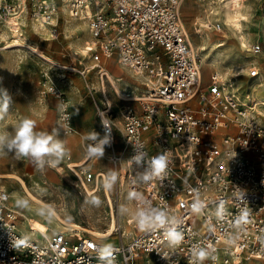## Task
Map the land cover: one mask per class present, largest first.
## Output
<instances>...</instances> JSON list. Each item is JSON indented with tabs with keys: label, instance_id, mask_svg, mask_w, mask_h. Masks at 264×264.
<instances>
[{
	"label": "built area",
	"instance_id": "1",
	"mask_svg": "<svg viewBox=\"0 0 264 264\" xmlns=\"http://www.w3.org/2000/svg\"><path fill=\"white\" fill-rule=\"evenodd\" d=\"M63 1L70 17L87 22L89 39L81 52L69 53L70 62L61 69L85 81L97 76L109 87V62L134 74L136 84L129 87L121 86L123 77L113 76L123 94L114 104L105 91L97 99V90L90 83L86 87L101 138V119L111 131L107 160L125 180L136 213L160 209L168 215L165 226L141 231L135 225V234L112 244L111 264H197L194 250L200 247L211 253L202 264L264 259V117L257 105L243 102L238 87L243 77L256 78L260 71H213L205 84L201 57L182 24V0ZM58 10L56 0H0V35L21 37L23 21H30L56 39ZM247 51L256 56L263 49L254 44ZM44 77V94L58 101L64 134H74L82 107L70 102L49 73ZM165 151L170 155L163 176L145 180L150 158ZM138 154H146L140 164L133 160ZM75 169L80 191V184L97 181L90 168ZM9 200L0 189V264H107L99 249L110 243L83 231H34ZM197 200L204 207L194 212ZM241 211L249 212L248 222L238 225ZM172 228L183 236L178 244L167 236ZM24 237L27 243H18Z\"/></svg>",
	"mask_w": 264,
	"mask_h": 264
},
{
	"label": "rangeland",
	"instance_id": "2",
	"mask_svg": "<svg viewBox=\"0 0 264 264\" xmlns=\"http://www.w3.org/2000/svg\"><path fill=\"white\" fill-rule=\"evenodd\" d=\"M56 1L59 8L56 28L58 33L57 38L54 39L51 35L49 41H42L40 35L36 32L30 36V41L34 42L41 51L45 52L46 55L51 58L52 62L40 60L34 56L33 59L26 58L25 48L20 49L21 54H18L15 51L17 50L15 48L4 49L7 44L5 43V45L4 42H2V35L6 31L0 35V89H6L8 95L11 97V102L7 112L0 114V133H13L15 126L22 119L29 118L36 122L37 131H47L49 134H51L54 128L58 129L59 135L57 138L63 139L70 146L71 144H77L78 138L75 136V133L73 136L69 137L64 134L62 125L59 121V103L53 96L44 94L43 86L46 82L44 74H50L52 80L65 92L72 104L77 103L80 106V103H89L94 111V121L96 120V107L94 100L89 95L85 80L78 75H71L63 71L60 67L62 65H67L70 62L69 53H71V49L74 52H79L82 50L83 46L78 50L69 46L70 38L66 37L65 35L66 14L63 11L65 4L63 0ZM191 3L192 0H182L180 15L181 20L185 22L187 28L193 32L192 34L194 38L198 40L199 35L194 32L195 28L199 27V24H195L197 23L198 18L201 16V11L192 9L190 6ZM246 3L249 10V20L245 22L244 29L248 38V47L244 48V50L241 52V56L246 57L251 55L254 57L259 68L258 70L260 71V76L264 77V0H247ZM27 29L28 26H24V30L26 31ZM76 32L77 33L75 36H82V32L80 30ZM210 34V44L221 40L222 36L225 35L223 31H214ZM78 42L83 45L84 41L80 40ZM227 44L232 55L236 50L238 41L235 37L229 36ZM254 44H259L262 47L263 51L261 54L254 56L252 53L247 51V49H249ZM230 62H234V59L232 58L229 63ZM229 63L226 65L228 66ZM112 68L113 67H111V69ZM120 69L121 68L114 66L112 73L117 75H123L126 73L123 69ZM231 69L234 68L232 67ZM219 70L221 73L227 74V69L222 68ZM201 71H203L205 76L203 81L206 84L209 82V76L215 70H213L211 67H208L207 64H203L201 60ZM249 72L250 71L247 70L245 75ZM128 73V75L131 76L130 72ZM244 79L252 78H247V76L243 77L241 82H243ZM88 81L90 84H92V79H88ZM261 89H264V86ZM96 90V98H101L102 95L100 90L98 88H96ZM109 93L114 100L113 102L117 103L118 100L114 99L111 89H109ZM74 99L78 100L74 101ZM2 103L3 98L0 97V105H2ZM86 123L91 124L92 121L87 118ZM91 130L97 132L96 128ZM89 143H91V141H88L82 146L83 155L86 154L87 144ZM107 152L108 151H105L104 156L99 158V164L94 166L93 170H103L108 177L115 174L116 180L112 184L111 188L114 193L113 196L115 200H117L115 204L118 208V177L115 173L116 171L112 168V166H109L105 160V157L108 155ZM66 155H70L68 149ZM16 157L17 156H15L14 153L8 152L6 148L3 151H0V158H6L9 161V165H1L0 171L12 172L14 167H16L15 170H17V172L22 175L33 194L46 204L56 208V210L61 213V216L65 221L75 223L89 229L98 228L100 230H105L108 228L109 222L108 217L105 215V205L102 203V193L90 198L80 195V189L73 187L67 178H63L58 173L56 168L50 167L47 165V163H45L44 167L41 169L31 158L23 156ZM64 161L65 157L57 166L63 167L65 165ZM68 175V178H71L77 182L75 175ZM93 185L94 184H91L90 186ZM8 186L10 190L12 184L10 183ZM97 198L100 201L99 204L95 203ZM17 209L21 211V209ZM133 213L134 211L130 215ZM126 217L127 215L123 213L122 217L120 216L119 219L122 220V218ZM118 225L119 222L117 224V228ZM122 225L124 228V223ZM49 226L62 231V229L57 228L53 222L49 223ZM135 232H137V230L123 234L122 229L118 230L117 233L119 234L118 236L120 239L121 237L127 236L129 233L135 234ZM119 239H117L115 242H111L110 244L116 243ZM256 260L257 259H252L250 261L243 262L242 264H252V262ZM260 260L262 262L260 264H264V259Z\"/></svg>",
	"mask_w": 264,
	"mask_h": 264
},
{
	"label": "bare ground",
	"instance_id": "3",
	"mask_svg": "<svg viewBox=\"0 0 264 264\" xmlns=\"http://www.w3.org/2000/svg\"><path fill=\"white\" fill-rule=\"evenodd\" d=\"M246 1L247 0H192V3L190 4L191 8L201 11V16L198 18L197 23L195 24H199V27H196L194 32L199 35L198 40L194 38L192 34L193 32L187 28L185 22L182 20L184 31L192 50L199 53L203 64H207L208 67L213 68L215 71L220 72L219 69L225 68L227 69V74L229 75H233L235 73H243L245 75L247 70L250 71L254 68L259 69L254 57L251 55L246 57L241 56V52L244 50V48L248 47V38L244 29L245 22L249 20V10ZM63 9L66 14L65 35L66 37L70 38L69 46L78 50L82 47V44L78 41H84L88 36L87 22L79 21L70 17L66 5H64ZM23 24L24 26H28V29L26 31L23 29L21 37L17 36L19 33L13 32V34H11L7 31L2 35V40L6 41L7 44L4 49L15 48L17 49L15 51L18 54H21L20 49L25 48L26 58L33 59L36 57L40 60L52 62L51 58H49L45 52L41 51L34 42L30 41V36L34 32L40 35L42 41H49L51 32L48 29L38 26L34 22L23 21ZM78 30L82 32V36H75L77 33L76 31ZM214 31H223L225 35L222 36L221 40L210 44V33ZM229 36L235 37L238 41L236 50L232 55L227 46V40ZM232 58L234 59V62L229 63ZM227 63H229L228 66L226 65ZM232 67L234 69H231ZM130 74L131 77H134L133 73L130 72ZM222 74L227 75L226 73ZM109 78L112 82V87H108L107 85L103 86L97 76H93L91 78L92 84L90 85L95 89L98 88L100 91H105V97L109 100L110 104H114V100L110 96L109 89H111V93L114 95V99L116 100L118 99L117 94L122 96L123 94L118 84L115 82L112 73H109ZM204 78L205 76L202 71V79ZM85 82L86 85L90 83L88 80ZM240 86L243 87V102H252L254 105H257L258 111L264 117V89H261L264 86V77L260 76L259 73V76L256 78L244 79L243 82L240 80L238 82V87ZM69 136H73V134ZM58 139L64 141L61 138ZM64 142L66 148L70 152V155H65V165L63 167L56 166L55 168L63 178H67L69 183L75 187L77 182L71 178H68V174L74 176L75 173L73 171L76 172L75 168L86 166L89 164V161L86 159L87 154L83 155L82 149L77 144H71L69 146L66 141ZM1 165H9L8 159L0 158V168ZM15 169L16 167H14L12 172L0 171V189H3L9 193V204L12 207L21 209L20 212L23 214L25 219L24 225L26 223L30 229H34V231L49 235L51 230H56L54 227L49 226V223L53 222L57 228H61L62 231L64 230L71 234H79L80 231H83L100 238L105 243H111L119 239V234L117 233V224L118 219L120 216L122 217V214L124 213L127 215V217L122 218L124 223L123 234L134 232V226L137 225V213L128 193L125 180L123 177H121V175H117V187L119 189L118 208L115 204L117 200H115L113 196L114 193L112 188L105 187L109 177L104 171H101L98 174L97 181L93 186L85 183L80 184V195L83 193V195L88 198L99 193H102L103 195L102 203L105 205V215L108 217L109 224L107 229L100 230L98 228H85L78 224L65 221L62 218L61 213L58 212L56 208L46 204L33 194L25 179ZM122 171L125 172V166L122 167ZM10 183L12 186L9 190L8 185ZM21 197L28 200V207H18L16 205V199ZM133 211L134 213L130 215ZM130 234L131 233L128 235ZM254 263L260 264L262 262L260 259H257L256 261L252 262V264Z\"/></svg>",
	"mask_w": 264,
	"mask_h": 264
},
{
	"label": "clouds",
	"instance_id": "4",
	"mask_svg": "<svg viewBox=\"0 0 264 264\" xmlns=\"http://www.w3.org/2000/svg\"><path fill=\"white\" fill-rule=\"evenodd\" d=\"M0 97L3 98V103L0 105V114L6 113L11 102V97L8 95L6 89H0ZM102 125L105 129V134L103 138L100 134L91 131L84 136L86 141H91L92 143L87 144V156L89 158L96 157L101 158L105 154V145H111V131L108 128L105 119H101ZM59 131L54 128L49 134L47 131H37L36 122L29 118L22 119L14 128L13 133L9 134L7 132L0 133V151L5 148L8 152H12L17 157H28L31 158L39 168H43L45 163L48 166L55 168L61 160L67 154V149L65 142L58 139ZM146 154H138L133 157V160L140 164L143 156ZM169 155L167 151L163 154L151 157L148 161V172L144 174V179L149 180L152 178H160L165 173L168 166ZM115 174L108 178L105 184L106 188H110L115 182ZM28 200L25 198L16 199V205L18 207H28ZM95 203L99 204L100 201L97 198ZM204 207L203 202L197 200L192 205V210L194 212H199ZM42 214V213H41ZM248 211H241L240 215L237 217L236 223L245 224L248 222ZM168 215L165 211L160 209H151L148 211H140L137 214L136 223L138 228L142 231L145 227L150 226H165L168 223ZM167 236L170 240L180 243L183 239L181 233L175 231L174 228L167 231ZM18 243H27V237L23 240H18ZM113 245L105 244L99 249V258L101 261H107V264H111V260L108 258L112 255ZM194 256L197 264H202L205 259L211 256L208 249L200 247L194 250ZM191 264L193 262L191 261Z\"/></svg>",
	"mask_w": 264,
	"mask_h": 264
},
{
	"label": "crops",
	"instance_id": "5",
	"mask_svg": "<svg viewBox=\"0 0 264 264\" xmlns=\"http://www.w3.org/2000/svg\"><path fill=\"white\" fill-rule=\"evenodd\" d=\"M88 39H89V33H88V36L86 37V39L84 40L82 46H84L85 41L88 40ZM68 51H69V50H68ZM71 52L73 53L72 49H71ZM66 53H67V52H66ZM68 62H69V61H68ZM62 66H63V65H62ZM62 66H60V67H62ZM114 66L119 67L115 62H109V63L107 64V68H108V70L110 71V73H112V69L114 68ZM111 67H113V68L111 69ZM119 68H121V67H119ZM121 69H122V68H121ZM124 71H125V70H124ZM125 72H126V73L123 74V75H117V74H113V73H112V75L114 76V78H118V77H123V78H124L125 82L121 85L122 87H125V86H127V87H129V86H134V85L136 84L135 81L132 79V77H131L130 75H128L129 73H128L127 71H125ZM69 74H71V75H76V74H72V73H69ZM78 76H79V75H78ZM93 76H94V75H90L89 79H91ZM81 78H82V77H81ZM77 100H78V99H74V101H77ZM74 105H79V104L76 103V104H74ZM80 106L82 107V108H81L82 111H81L80 114H77V115L75 116L74 122H75V127H76V129H77L76 132H75L76 137L78 138L77 145L82 149V146L85 145V143L88 142V141H86V140L84 139V136H85L87 133L91 132V131H92L91 129L96 128L97 133H99V134H100V137H101V130H100L99 124H98V122H97V118H96L95 121H94V119H93L94 111H93L91 105H90L89 103H87V102H83V103H80ZM79 115H80V116H79ZM87 118H89V119L92 121L91 124H87V123H86V119H87ZM94 125H95V127H94ZM120 147H121V144L118 145V148H120ZM86 153H87V152H86ZM86 158H87V157H86ZM99 160H100L99 158L93 157L92 159L87 160V161H89V164L86 165L85 167H86V168H90L95 174H99V172H101V171H103V170H97V171H94V170H93V167H94V166H97V165L99 164ZM105 160L107 161V164H108L109 166H112V168L114 169L113 165H111V164L109 163V161L107 160V157H105ZM114 170H115V169H114Z\"/></svg>",
	"mask_w": 264,
	"mask_h": 264
}]
</instances>
